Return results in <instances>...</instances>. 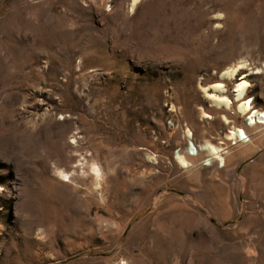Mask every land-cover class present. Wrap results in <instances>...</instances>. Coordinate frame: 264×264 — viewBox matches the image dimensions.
I'll use <instances>...</instances> for the list:
<instances>
[{
    "label": "rangeland",
    "instance_id": "374dc122",
    "mask_svg": "<svg viewBox=\"0 0 264 264\" xmlns=\"http://www.w3.org/2000/svg\"><path fill=\"white\" fill-rule=\"evenodd\" d=\"M241 77L264 111V0H0V264H264Z\"/></svg>",
    "mask_w": 264,
    "mask_h": 264
},
{
    "label": "bare ground",
    "instance_id": "6f19581e",
    "mask_svg": "<svg viewBox=\"0 0 264 264\" xmlns=\"http://www.w3.org/2000/svg\"><path fill=\"white\" fill-rule=\"evenodd\" d=\"M135 0H132V4H134ZM235 74L234 69L226 70L223 75H225L227 78L232 77ZM237 82L234 89V100L239 101L237 103V110L243 114L248 115L245 120L246 124L248 125H254L256 123L263 124L264 123V111L256 109L255 107H252V103L250 102L249 98H244V93L246 90V87L248 85L247 81L242 79ZM212 92L208 94L209 99L216 103L217 106H230L231 101L224 95H220L223 92V84L221 82L215 83L211 87ZM206 117H209V114H205ZM227 139H234V138H245V132L241 128H234L232 127L228 133L226 134ZM193 148L196 149V152H194ZM190 150H193L191 155H197L199 151L206 150L208 154H210V157L207 159L206 165H210L212 163L213 159L221 160L223 163L222 157H220L219 148L217 146L212 145L211 143L205 142L203 144H199L198 146L191 145ZM175 158L179 161V163L183 166H186L187 161L183 157V155L179 154L178 152L175 153ZM91 170L95 172L96 176H99V169L95 164L91 165ZM63 177H66V174H63ZM67 179L64 178L63 181H66ZM118 264H126L125 261L119 262Z\"/></svg>",
    "mask_w": 264,
    "mask_h": 264
},
{
    "label": "built area",
    "instance_id": "2783aa9c",
    "mask_svg": "<svg viewBox=\"0 0 264 264\" xmlns=\"http://www.w3.org/2000/svg\"><path fill=\"white\" fill-rule=\"evenodd\" d=\"M247 137L245 138H236L234 141H233V144H235L236 142H246L247 141ZM189 144H192V141H189ZM195 145V144H194ZM194 152H196V149L193 148ZM193 150H190L188 149L189 152H192ZM189 155H191V153H188Z\"/></svg>",
    "mask_w": 264,
    "mask_h": 264
}]
</instances>
